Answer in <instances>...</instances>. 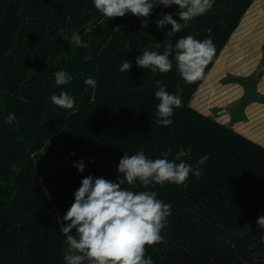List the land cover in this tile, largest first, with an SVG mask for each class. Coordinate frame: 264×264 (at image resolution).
Segmentation results:
<instances>
[{
	"label": "trees",
	"instance_id": "trees-1",
	"mask_svg": "<svg viewBox=\"0 0 264 264\" xmlns=\"http://www.w3.org/2000/svg\"><path fill=\"white\" fill-rule=\"evenodd\" d=\"M253 1L213 0L211 8L228 7L222 23L216 15L201 17L199 36L187 28L168 43L210 35L216 53L205 78ZM178 12L176 5L157 6L147 18L109 20L92 0H0V264H64L68 245L59 231L66 222L58 218L80 181L88 175L114 181L123 152L156 159L171 149L172 159L181 146L191 148L192 164L209 156L199 179L148 189L137 181L132 188L172 204L164 242L146 245V255L154 264H264V228L256 222L264 217V146L189 105L204 78L186 83L174 60L167 73L135 65L171 28H157L158 14L171 13L183 25ZM73 33L89 47L69 43ZM125 58L129 73L119 71ZM62 69L73 79L57 86L54 73ZM88 76L95 90L84 83ZM156 80L169 93L182 89V106L167 127L154 123ZM61 91L75 98V110L51 102ZM9 113L18 124L5 122ZM81 159L86 167L79 173L73 164Z\"/></svg>",
	"mask_w": 264,
	"mask_h": 264
},
{
	"label": "clouds",
	"instance_id": "clouds-1",
	"mask_svg": "<svg viewBox=\"0 0 264 264\" xmlns=\"http://www.w3.org/2000/svg\"><path fill=\"white\" fill-rule=\"evenodd\" d=\"M92 3L109 20L126 14L147 18L157 6L169 8L176 5L179 18L188 22L211 8L213 0H92ZM158 15L161 17L155 22L158 29L171 26L165 33L168 36L185 27L179 20H174L171 13ZM207 31L211 33L212 29ZM69 43L76 47H89L81 40L79 33H73ZM154 47L159 49V45L154 44ZM215 53L216 47L210 35L203 40L188 35L178 39L175 45L167 43L163 53L150 51L147 47L136 58L135 65L153 73H167L173 69L174 60L179 76L191 84L204 78L205 67ZM131 67L132 61L125 58L119 71L129 73ZM72 79L73 76L66 70L54 73L57 86L68 85ZM84 83L95 90L97 82L93 77H86ZM155 85L157 90L154 95L159 103L156 105L157 118L154 123L167 127L173 124L174 109L182 106V89L177 88L175 93H169L160 80H156ZM50 100L60 108L75 110V98L65 91L58 96L52 95ZM5 122L18 124L14 113H9ZM170 152L171 149H168L156 159H148L142 150L134 155L123 152L114 181L92 175L80 181V186L73 193L72 204L63 217L58 218V222H66L61 224L59 231L68 245L62 250L64 264H85V261L88 264H154L152 257L146 255L145 246L164 242L162 230L172 214V204L158 199L155 191H133L132 188L136 187L137 181L145 189L166 182L183 186L190 175L197 179L201 177V165L209 159L205 154L192 164L189 162L192 150L183 146L172 159H169ZM73 166L79 173L86 167L82 159L75 161ZM256 222L264 228V217H258Z\"/></svg>",
	"mask_w": 264,
	"mask_h": 264
},
{
	"label": "rangeland",
	"instance_id": "rangeland-1",
	"mask_svg": "<svg viewBox=\"0 0 264 264\" xmlns=\"http://www.w3.org/2000/svg\"><path fill=\"white\" fill-rule=\"evenodd\" d=\"M189 105L264 146V0H254Z\"/></svg>",
	"mask_w": 264,
	"mask_h": 264
},
{
	"label": "water",
	"instance_id": "water-1",
	"mask_svg": "<svg viewBox=\"0 0 264 264\" xmlns=\"http://www.w3.org/2000/svg\"><path fill=\"white\" fill-rule=\"evenodd\" d=\"M227 12H228V7L225 3L220 5V6L210 8V9L206 10L204 13L200 14L199 16L192 18L188 22L185 21V23L183 24V25H185V27L181 31H183L187 28H193L194 31L196 32L197 36H199L198 21L201 17L208 16V15H216L219 17L220 22L222 23L223 18L225 17ZM177 33H179V32L173 33L171 36H168V35L164 36L158 43H156V45H159V47L163 46L164 44L168 43L169 40L174 35H176ZM156 50H157V48L154 47V44H152V46L150 47V51H156Z\"/></svg>",
	"mask_w": 264,
	"mask_h": 264
}]
</instances>
